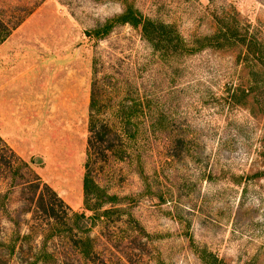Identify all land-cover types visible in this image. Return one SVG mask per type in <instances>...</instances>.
<instances>
[{
	"label": "rangeland",
	"instance_id": "obj_1",
	"mask_svg": "<svg viewBox=\"0 0 264 264\" xmlns=\"http://www.w3.org/2000/svg\"><path fill=\"white\" fill-rule=\"evenodd\" d=\"M129 1L187 41L237 12L264 43V0ZM122 9L121 0H0V136L29 163L16 186L0 169V264H264V115L220 96L226 81L264 74L241 65L236 47L156 50L129 24L87 35ZM94 70L111 130L90 171L116 196L97 212L83 190ZM251 85L261 101L264 83ZM36 177L69 214L99 217L49 218L21 184Z\"/></svg>",
	"mask_w": 264,
	"mask_h": 264
},
{
	"label": "trees",
	"instance_id": "obj_2",
	"mask_svg": "<svg viewBox=\"0 0 264 264\" xmlns=\"http://www.w3.org/2000/svg\"><path fill=\"white\" fill-rule=\"evenodd\" d=\"M121 3L123 5L121 13L106 19L103 24L96 28L86 30L90 38L103 39L116 25L129 24L133 28H136L140 35L156 50L173 48V51L176 53H181L182 50L191 53L201 47L240 48L238 58L241 65L248 67L252 64L258 68V73L260 71V74H264V43L251 29L250 23L243 22L237 18V12L232 17H224L219 24L217 23L216 29L212 33L197 35L194 39L187 41L179 30L171 24L151 19L144 15L129 0H121ZM251 72L249 75L250 79L245 84L239 80V77H237L238 81L236 82L226 81L222 86L220 94L221 100L224 104H238L245 107L251 115H258L259 113L264 115V98L261 101L257 99L254 96L255 86L251 85L254 83L258 84V82L264 83V79L258 81L253 75L255 74L254 69ZM96 74L97 72L94 70L91 97L88 106V157L85 162L86 173L83 177L85 206L94 212H97L105 203L113 202L115 200L114 198H116L115 195L107 194L98 186L93 180L90 171V155H98L101 148L104 150L110 149V145L105 144L109 141L108 132H110L111 128L100 114L101 101L98 85L100 81L96 77ZM104 77L106 76H103V79ZM260 103L261 106H259ZM130 120L129 117L121 120V128L124 133H127L126 129L128 128ZM257 155L264 159V142L260 144ZM22 167H26L27 169L29 163L17 156L0 136V169L3 168L12 172V186H16L18 183L14 180L18 176L23 175L20 170ZM256 173L264 176V168L258 170ZM21 184H25L24 186L29 188V192L32 193V196L28 197L27 201L30 203L35 202L36 206L38 205L49 218L61 217L65 223L70 221L76 224L83 222L84 224L89 219L92 220L99 217L97 213L93 215H86L84 212L69 214L63 200L47 184L43 183L40 186L38 177ZM46 192L48 197H52L53 199L46 198ZM107 211L108 209H105L102 212L106 213ZM59 213L61 216H59Z\"/></svg>",
	"mask_w": 264,
	"mask_h": 264
}]
</instances>
